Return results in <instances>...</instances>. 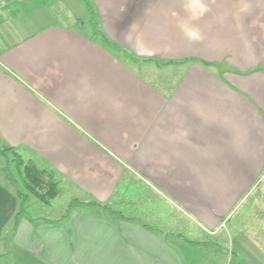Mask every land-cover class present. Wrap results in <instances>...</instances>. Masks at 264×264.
Instances as JSON below:
<instances>
[{"label":"crops","instance_id":"crops-1","mask_svg":"<svg viewBox=\"0 0 264 264\" xmlns=\"http://www.w3.org/2000/svg\"><path fill=\"white\" fill-rule=\"evenodd\" d=\"M89 1L99 35L56 24L40 0L0 17V147L99 204L64 221L21 217L7 244L21 201L1 180L0 260L185 264L163 223L113 208L136 177L217 237L261 188L264 0ZM232 244L231 262L261 258L243 233Z\"/></svg>","mask_w":264,"mask_h":264},{"label":"rangeland","instance_id":"rangeland-1","mask_svg":"<svg viewBox=\"0 0 264 264\" xmlns=\"http://www.w3.org/2000/svg\"><path fill=\"white\" fill-rule=\"evenodd\" d=\"M40 1L44 6L48 5L49 13L55 18L56 24L65 27H77L78 29L85 27L99 35V26L97 18L95 17V10L91 3L92 9L87 8L84 0ZM16 3L19 4L23 2H20V0H3V5L0 6V17L5 13V10L10 6H15ZM119 56L130 63L136 71L139 70L141 73L145 72L144 69H139L146 64L145 62L133 59L121 53ZM0 149L3 148L0 147ZM12 154L9 153V162H6V158L0 155V181L3 180L8 186H11L13 190L15 189L16 191L20 189L24 195L29 196L23 203L22 208L24 214H22L21 217L28 215L33 218H48L52 220L59 218L61 221H64L75 213H96V211L90 207L95 206L93 202L83 200L74 189H71L70 185L65 183L63 179L60 180L59 176V195L51 200L49 205L39 201L24 187L22 173L24 165H22L18 157ZM29 160L30 159H26L25 157L23 158L24 163L29 162ZM30 161H35V159L32 158ZM9 176L16 181L15 184L11 181ZM119 192L124 198H118L116 202L120 201V205H114L113 209L129 217H137L141 216V213H145L147 216L151 217V219L154 218L159 220L163 223L165 228L172 230L170 232L174 233L180 243L182 241V244L187 246V252H183L187 264L191 262L192 264H244L243 261L245 259L249 260L250 257L247 259V256H240L241 261L238 262L236 258H234L235 260L231 262L232 253L235 252L233 249L235 245H233L232 242L238 240L239 233H243L248 240L250 239L262 254L260 255L261 258H259L258 255L257 258L254 257V259H261L262 261L252 259L250 262L246 261L245 264H264V182L259 190L241 203L233 212L226 222L225 231H221L217 237H211L194 223L188 221L184 213L175 209L167 201H164L136 177L125 178ZM13 225L7 234L4 235L7 244H9L12 237L11 231ZM8 251L9 249H7L6 253ZM4 263L12 264L8 255L5 256V259L0 260V264Z\"/></svg>","mask_w":264,"mask_h":264},{"label":"trees","instance_id":"trees-1","mask_svg":"<svg viewBox=\"0 0 264 264\" xmlns=\"http://www.w3.org/2000/svg\"><path fill=\"white\" fill-rule=\"evenodd\" d=\"M2 1L3 0H0V4L2 3ZM84 2L86 3L87 8L92 9L89 0H84ZM105 43H107V42H105ZM9 153L10 154L13 153L16 157H18L19 160L21 161L22 165H24L23 169H22V173H23V183H24V187L26 188V190L31 195L36 197L39 201H41L42 203L49 205L51 203V200H53L54 198H56L59 195L60 181L58 179V176H59L58 173L51 168L41 167L35 161L29 160V162L24 163L23 157L21 156V154L13 148L0 149V155L3 156L4 158H6V162H9L8 161L10 158ZM9 177L11 178V181L15 184L16 181L14 179H12L11 176H9ZM15 192L21 201V206H20V211L18 212V214L16 215V217L14 219V225H13V228L11 231L12 235L16 231V229L19 225L21 215L24 214L23 208H22L23 203L29 197V196L24 195L20 189H17ZM93 204L95 206H99V204H97V203H93ZM3 241L6 242V239L4 238Z\"/></svg>","mask_w":264,"mask_h":264},{"label":"built area","instance_id":"built-area-1","mask_svg":"<svg viewBox=\"0 0 264 264\" xmlns=\"http://www.w3.org/2000/svg\"><path fill=\"white\" fill-rule=\"evenodd\" d=\"M25 0H20V2H24ZM3 5V1H2V3L0 4V6H2Z\"/></svg>","mask_w":264,"mask_h":264}]
</instances>
